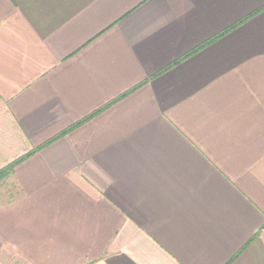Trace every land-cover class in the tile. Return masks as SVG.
I'll use <instances>...</instances> for the list:
<instances>
[{
	"label": "crops",
	"instance_id": "crops-1",
	"mask_svg": "<svg viewBox=\"0 0 264 264\" xmlns=\"http://www.w3.org/2000/svg\"><path fill=\"white\" fill-rule=\"evenodd\" d=\"M0 261L264 264V0H0Z\"/></svg>",
	"mask_w": 264,
	"mask_h": 264
},
{
	"label": "trees",
	"instance_id": "trees-1",
	"mask_svg": "<svg viewBox=\"0 0 264 264\" xmlns=\"http://www.w3.org/2000/svg\"><path fill=\"white\" fill-rule=\"evenodd\" d=\"M11 170V166L8 167L7 169H3L2 171H0V180H2L3 178H5Z\"/></svg>",
	"mask_w": 264,
	"mask_h": 264
},
{
	"label": "rangeland",
	"instance_id": "rangeland-1",
	"mask_svg": "<svg viewBox=\"0 0 264 264\" xmlns=\"http://www.w3.org/2000/svg\"><path fill=\"white\" fill-rule=\"evenodd\" d=\"M1 190H3V187L2 186H0V191ZM0 264H7V263H2L1 261H0Z\"/></svg>",
	"mask_w": 264,
	"mask_h": 264
}]
</instances>
